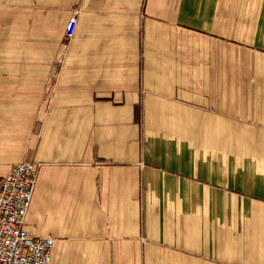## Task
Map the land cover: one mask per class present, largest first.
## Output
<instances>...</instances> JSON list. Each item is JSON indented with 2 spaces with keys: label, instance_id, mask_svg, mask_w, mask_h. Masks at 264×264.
<instances>
[{
  "label": "crops",
  "instance_id": "1",
  "mask_svg": "<svg viewBox=\"0 0 264 264\" xmlns=\"http://www.w3.org/2000/svg\"><path fill=\"white\" fill-rule=\"evenodd\" d=\"M22 159L49 264H264V0H0Z\"/></svg>",
  "mask_w": 264,
  "mask_h": 264
},
{
  "label": "built area",
  "instance_id": "2",
  "mask_svg": "<svg viewBox=\"0 0 264 264\" xmlns=\"http://www.w3.org/2000/svg\"><path fill=\"white\" fill-rule=\"evenodd\" d=\"M76 22L73 12L65 26V40L73 36ZM37 171V162L22 159L0 179V264H49L56 238L35 235L25 227Z\"/></svg>",
  "mask_w": 264,
  "mask_h": 264
}]
</instances>
